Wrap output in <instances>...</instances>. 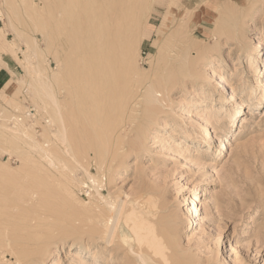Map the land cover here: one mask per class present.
<instances>
[{"label":"rangeland","instance_id":"obj_1","mask_svg":"<svg viewBox=\"0 0 264 264\" xmlns=\"http://www.w3.org/2000/svg\"><path fill=\"white\" fill-rule=\"evenodd\" d=\"M79 1V7L73 8L71 0H0V64L8 63L11 77L0 96V129L9 133L14 117L19 116L32 127L34 147L45 141L48 113L38 111L31 95L28 54L50 76L61 71L63 86L69 83L67 65L79 73L73 88L59 93L71 146L80 155L77 160L70 157L69 166L60 172L32 147L16 141L0 146V188L8 194L7 205L26 225L31 218L48 219L44 223L52 226L47 239L61 240L51 245L46 264H145L135 241H109L97 234L100 223L94 217L132 207L139 209L136 220L144 216L146 223L152 221L155 232L173 248L166 250L165 260L155 255L158 261L153 264H264V100L259 106H246L251 91L245 90L255 80V66L247 52L257 25L263 27L264 64V0H174L175 4L173 0H134L137 23H133L130 63L115 64L109 71L108 79L116 83L105 84V94H116L117 87L127 81L135 90L140 84L137 93L142 97L154 83L164 101L156 109L161 125L148 131L145 146L114 160H101L88 142L93 115L85 109L80 86L86 83L89 62L80 58L85 60L84 51L89 52L88 31L98 6L91 0ZM165 17L169 26L159 31ZM144 32L148 35L139 42ZM11 42L12 49L7 46ZM213 59L214 70L209 65ZM58 60L61 69L56 67ZM216 74L223 76L236 98L230 105L215 101L210 122L215 137L213 145L205 146L199 141L203 140L199 107L188 109L187 103L194 95L199 102L208 100L210 89L219 87ZM211 91L218 99L225 88ZM263 91L264 87L258 88L256 94ZM102 99L97 112L106 109ZM239 103L246 107L239 125L234 131L226 130L229 122L223 111ZM188 110L192 117L186 116ZM164 123L170 128L163 129ZM155 129L162 135L155 136ZM231 132L227 154L218 157L221 138ZM27 156L46 170L28 164ZM198 183L203 188L198 194L199 224L192 225L188 207ZM32 190L40 196L28 195Z\"/></svg>","mask_w":264,"mask_h":264},{"label":"bare ground","instance_id":"obj_2","mask_svg":"<svg viewBox=\"0 0 264 264\" xmlns=\"http://www.w3.org/2000/svg\"><path fill=\"white\" fill-rule=\"evenodd\" d=\"M135 2L136 1L134 0L90 1V4L94 3L98 7L93 18L91 17L92 29L88 31L89 52L84 51L87 56L84 57L85 60L80 58L82 62H89L85 71L87 72L85 77L86 83H82V86L80 87L82 91H84V99H86L85 109L88 113L93 115L88 122L90 128V132L87 133L89 146H91L101 160L105 158H111L114 160L118 155L122 157L127 156L129 151L137 152L142 146H145L148 138V131L151 128H157L161 125V123H159L156 109L158 107L157 103L161 105L164 99L161 98V90L158 89L154 83L146 87L142 97L137 93V89L141 87L140 84L136 86L135 90V86L130 85L127 81L124 82L122 87H117L116 94L113 93L107 95L104 90L105 84L112 85V80L115 82V79H108L109 71L114 69L115 64L123 63L128 66L130 63L129 54L131 49L133 23H137L133 21ZM171 4H175V1H171ZM71 5L73 8L76 6L79 7L80 1L71 0ZM166 19L167 17L161 22L159 31L168 28L169 24L166 22ZM253 29L254 32L250 39L252 41L247 56L251 58L250 64L255 66L254 72L256 71V73L253 75L255 80L250 81L245 89L246 91H251L249 101H247L248 104H246V106L250 105L251 107L261 105L264 100V91L258 95L256 94L258 88L264 87V74L262 75L264 72V64H261V62H263V55L260 50L262 44L260 35L262 34L263 27L257 25L253 27ZM147 35L148 34L144 32V35L142 34V37H139L138 41L140 42L142 38ZM13 43L14 42L8 43L7 46L12 49ZM28 56L29 64L32 66V81L30 83L31 95L38 111H45L48 113V118H46L47 125L44 126L43 132L45 141L36 144V147H34L35 144L32 145V143H36V137L33 133L32 127L27 126L22 118L16 116L14 117L15 125L11 128L9 133L6 130L0 129V146L2 143L13 141L25 144L36 149L52 168L64 172L65 168L69 166L68 163L70 161L69 159H71L70 157L75 156L77 160L80 155L74 151L71 146L70 136L67 131L68 117L63 111V103L59 93L62 94L63 90L67 89L69 91L73 88V82L75 79H78L79 73H75L76 71H74L75 69L71 64L67 65L64 69L67 71L66 78H68L69 83L66 86H63L64 81L61 79V71H54L55 75L52 77L47 74L46 67L35 65L32 62L30 54H28ZM75 57L79 58L77 55ZM58 62L59 63L56 64V67L60 68V60H58ZM209 65L210 68L214 70V67L217 66V62L213 59L209 62ZM217 77L220 82L219 87L216 86L210 89V93H208L207 96L208 98L205 97V99L208 100L199 102L195 100L198 99V96L194 95L193 99L187 103L189 106L188 109L191 107L193 108L194 106H196V108L199 107L197 114L202 117L200 131L203 133V140L199 141L204 143L205 146L213 145V138L215 137L210 127L212 116L215 115L212 112L215 101L218 100L222 105L227 103L230 105L232 100L236 98L235 94L231 90H228L223 76L217 75ZM219 88H225V91H223L224 95L217 99L213 97L211 90L218 91ZM69 96L70 99L73 98L72 94H69ZM82 96L81 98H83ZM63 97L65 99L66 96ZM102 98L106 99V109L97 112L100 99ZM210 99L212 100L209 101ZM167 103L168 102H166V104ZM245 108L244 103H239L236 107H233L232 109L231 107H228L223 111L226 120L229 122L226 130L231 128L232 131H234L233 128L239 125L241 112H243ZM186 112V116H193L189 114L190 110ZM205 113L207 114L206 119L203 117V114ZM187 125L191 126L190 124ZM162 128L167 129L170 127L168 126V123H164L162 124ZM216 128L218 129L217 126ZM153 132L155 136L162 135V133L156 129ZM231 133L232 134L228 137L221 138V148L219 149L218 157L227 154L229 137L231 136V141L233 136V132ZM185 135L187 137L191 136L189 133H186ZM30 139L33 142H31ZM26 162L31 164V166L37 167L40 171L46 170V167L43 164L29 156H27ZM34 182H32V184ZM198 182H200V180ZM58 185L59 187L63 186V184ZM66 190L70 191L69 189ZM202 190V184L198 183L197 193L192 197L191 204L188 207V211H191L190 219L193 220L192 225L199 224V221L196 220L199 215L196 216V213L201 202L198 194H201ZM28 195L36 197L39 194L32 190L29 191ZM7 197L8 194H6L5 189L0 188V264H37V262L46 264L47 258L51 253V245H57L61 240L53 242L47 239V231L52 225L49 222L44 223V221L48 219H45L42 222L41 219L44 217H39L38 219L31 218L32 220L29 221L30 224L28 225H26L25 220H18L13 213L14 211L11 210L6 203ZM138 212L139 209L132 207L128 211L120 208L115 212H108V215H102V213L99 214L97 217H94L98 218L97 223H100L96 228L98 229V236L109 241L120 238L121 243H126L130 238L131 242H136V252L145 264H153V262L158 261L154 258L155 255H158L165 260L168 258V252L166 250L173 248L168 247L167 242L155 232V225L152 226V221L150 222L152 225L146 223L148 221H146L145 218V220L143 219L144 216L141 217V220H136ZM100 216L101 218H99ZM34 219L36 222L33 224L31 222ZM94 236L95 235L91 237L95 242L96 238ZM169 241L173 243L174 239L170 238ZM142 252L146 253V257ZM7 256L10 257L8 258ZM76 257H78L79 261L83 260L79 254H77Z\"/></svg>","mask_w":264,"mask_h":264},{"label":"crops","instance_id":"obj_3","mask_svg":"<svg viewBox=\"0 0 264 264\" xmlns=\"http://www.w3.org/2000/svg\"><path fill=\"white\" fill-rule=\"evenodd\" d=\"M4 61V60H3ZM6 65L0 66V96L1 93L4 95L6 93V90L10 86L9 81L11 79L8 63L4 61Z\"/></svg>","mask_w":264,"mask_h":264}]
</instances>
